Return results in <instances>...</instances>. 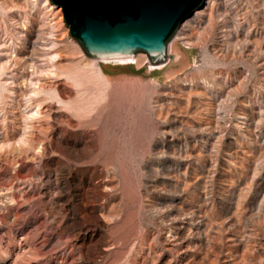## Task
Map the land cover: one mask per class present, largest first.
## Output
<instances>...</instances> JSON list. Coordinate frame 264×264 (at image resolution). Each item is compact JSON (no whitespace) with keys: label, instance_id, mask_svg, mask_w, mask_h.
Wrapping results in <instances>:
<instances>
[{"label":"rangeland","instance_id":"obj_1","mask_svg":"<svg viewBox=\"0 0 264 264\" xmlns=\"http://www.w3.org/2000/svg\"><path fill=\"white\" fill-rule=\"evenodd\" d=\"M223 2L146 78L0 0V264H264V0Z\"/></svg>","mask_w":264,"mask_h":264},{"label":"water","instance_id":"obj_2","mask_svg":"<svg viewBox=\"0 0 264 264\" xmlns=\"http://www.w3.org/2000/svg\"><path fill=\"white\" fill-rule=\"evenodd\" d=\"M207 0H49L61 8L69 37L88 58L129 59L145 53L151 64L166 61L167 47L181 26ZM174 57H170L173 61ZM168 65V66H167ZM136 70L133 66H106L110 73L127 70L146 78H157L171 68Z\"/></svg>","mask_w":264,"mask_h":264},{"label":"bare ground","instance_id":"obj_3","mask_svg":"<svg viewBox=\"0 0 264 264\" xmlns=\"http://www.w3.org/2000/svg\"><path fill=\"white\" fill-rule=\"evenodd\" d=\"M224 0H207L206 2H205V4H204V6L206 5V4H208V5H211V7H209V9H215V6L217 5V3H221L220 5H222V3H225V2H223ZM228 1V0H227ZM48 2V0H45V3H47ZM48 4V3H47ZM227 4V3H226ZM225 5V4H224ZM228 5V4H227ZM227 5H225V6H227ZM203 6V7H204ZM51 7V6H50ZM221 7V6H220ZM223 8V7H222ZM51 9H53L52 7H51ZM225 9H226V7H225ZM225 9H224V11H225ZM61 8H58V10L56 11L57 13H62L61 12ZM220 10H222L221 8H220ZM205 10H198L196 13H195V15H194V19L193 20H196V19H201L202 18V16L204 15V12ZM210 11V10H209ZM218 11V10H217ZM63 15H64V13H63ZM198 19V20H199ZM189 20V19H188ZM193 22L192 21H188L187 22V24H189V25H191ZM189 25H187V26H184V28H188V26ZM183 26V25H182ZM234 30H232V31H230V33H232L231 35L232 36H237L236 34H234L235 32H233ZM182 33V36H181V40H186L185 39V32L184 31H182L181 32ZM237 33V32H236ZM179 46H178V43L177 42H174V43H172L169 47H167V52H169V54H176V56H174V55H171V56H173L174 57V60L175 59H179V60H182L181 61V63H183V64H185V62L183 61V59H185L184 57H181V56H179L180 54H179V51H180V48H178ZM145 54V53H144ZM171 56H169L168 58L170 59V57ZM167 57V56H166ZM168 58H166V64H167V59ZM106 62H110V63H115V64H117V65H115V66H125V65H130V66H133V65H135L136 67H140V65H142V63H143V61H142V59L140 58V57H138V58H136V56H134L133 58H129V59H112V60H106ZM165 62H164V64H165ZM163 64V63H162ZM169 66H171V61H169ZM168 66V65H167ZM167 66H164V65H159V64H156V65H150V66H143V67H147V70L150 72V71H153V70H162L163 68H165V67H167ZM142 67V68H143ZM167 73V72H166ZM170 75H172V73H168L167 74V77H170ZM160 112H161V110H160ZM251 112V111H250ZM253 114V113H252ZM245 118V117H244Z\"/></svg>","mask_w":264,"mask_h":264}]
</instances>
